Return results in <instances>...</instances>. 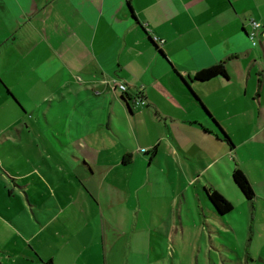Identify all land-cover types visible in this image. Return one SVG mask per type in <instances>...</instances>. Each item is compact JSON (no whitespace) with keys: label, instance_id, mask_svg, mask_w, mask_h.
I'll return each mask as SVG.
<instances>
[{"label":"crops","instance_id":"obj_1","mask_svg":"<svg viewBox=\"0 0 264 264\" xmlns=\"http://www.w3.org/2000/svg\"><path fill=\"white\" fill-rule=\"evenodd\" d=\"M246 156L264 158V0H0V264H107L152 167L227 199Z\"/></svg>","mask_w":264,"mask_h":264},{"label":"rangeland","instance_id":"obj_2","mask_svg":"<svg viewBox=\"0 0 264 264\" xmlns=\"http://www.w3.org/2000/svg\"><path fill=\"white\" fill-rule=\"evenodd\" d=\"M247 158L253 198L246 200L235 184L225 188L231 209L224 214L196 182L187 179L184 191L182 179L152 167L137 210L133 195L124 198L107 264H264V158Z\"/></svg>","mask_w":264,"mask_h":264},{"label":"trees","instance_id":"obj_3","mask_svg":"<svg viewBox=\"0 0 264 264\" xmlns=\"http://www.w3.org/2000/svg\"><path fill=\"white\" fill-rule=\"evenodd\" d=\"M215 76H226L225 68L222 63H215L208 67L201 68L193 74V78L198 81H204ZM226 140L229 142L228 139ZM231 179L246 200H251L253 198V191L250 184L240 169L235 167L231 171ZM205 193L207 199L217 213L224 214L231 209V203L215 190L206 188Z\"/></svg>","mask_w":264,"mask_h":264},{"label":"built area","instance_id":"obj_4","mask_svg":"<svg viewBox=\"0 0 264 264\" xmlns=\"http://www.w3.org/2000/svg\"><path fill=\"white\" fill-rule=\"evenodd\" d=\"M249 23L251 24V26L253 28L258 26V24L255 21H253V20H250ZM252 36H253V32H250L249 33V38H251ZM151 39L157 44L161 43V40H157V38L154 37V36H152ZM109 87L111 89L117 88L120 91H124L125 90V85L123 83H121V82H112V83L109 84ZM134 102L142 104V100H134Z\"/></svg>","mask_w":264,"mask_h":264}]
</instances>
